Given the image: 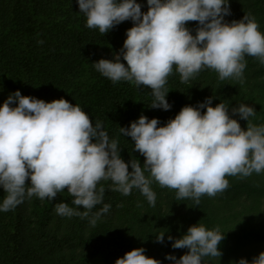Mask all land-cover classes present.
<instances>
[{
	"label": "clouds",
	"instance_id": "1",
	"mask_svg": "<svg viewBox=\"0 0 264 264\" xmlns=\"http://www.w3.org/2000/svg\"><path fill=\"white\" fill-rule=\"evenodd\" d=\"M88 28L108 33L123 21L126 29L122 47L111 59L100 58L93 67L113 83L134 82L148 86L151 108L169 110L167 79L175 69L188 82L205 68L219 79L243 81L245 54L264 64V33L248 13L239 20L231 15L230 0H147L142 11L138 0H77ZM195 21V34L187 22ZM126 61V63L122 62ZM214 96L181 107L174 118L161 124L159 118L141 114L129 126H120L123 136L134 141L140 160L121 156L117 139L110 138L102 122L93 123L78 104L61 97L46 102L35 96L10 93L0 104V188L4 191L0 211H9L33 196L53 200L67 189L70 203L55 204L60 216L89 217V222L108 213L105 188L129 195L135 188L150 205L156 204L153 180L161 187L176 189L177 199L215 196L228 187L226 176H250L264 172V124H253L255 109L240 103L229 107ZM206 109V111H202ZM247 121L242 128L239 120ZM131 168V171L129 170ZM149 175L146 176L145 172ZM81 206L83 211H81ZM224 238L218 228L196 223L179 237L167 236L173 249H187L179 258L166 253L169 264H203L207 256L221 257L218 245ZM165 233L155 237L163 243ZM114 264H163L146 255L143 247L127 251ZM234 264H264V251L251 260L241 257Z\"/></svg>",
	"mask_w": 264,
	"mask_h": 264
},
{
	"label": "trees",
	"instance_id": "2",
	"mask_svg": "<svg viewBox=\"0 0 264 264\" xmlns=\"http://www.w3.org/2000/svg\"><path fill=\"white\" fill-rule=\"evenodd\" d=\"M138 2L142 11H147V0ZM230 8L226 20H239L250 13L264 33V0H230ZM196 25L195 21L187 22L193 34ZM131 26L132 21H123L106 34L88 28L77 0H0V104L16 90L46 102L63 97L81 106L93 123L101 121L109 137L119 141L122 158L126 162L140 160L142 167L145 157L133 150L134 141L119 130L142 113L164 124L182 106H195L214 96L213 106L222 101L230 114L233 106L251 105L255 115L249 121L264 124V64L254 56L245 54L242 82L221 80L210 68L182 82L174 69L165 85L172 105L169 110L150 107L153 96L148 86L113 83L102 76L92 63L111 59ZM234 118L246 129V120ZM226 179V189L215 196H201L199 204L192 198L177 199L176 189L161 187L153 180L150 187L156 193L155 206L138 189L123 195L111 190V181L102 180L98 188H105L104 203H110L111 209L94 225L89 219L102 204L84 218L55 212L60 201L75 207L67 189L53 200L37 196L25 199L9 211H0V264H114L138 247L169 264L166 253L179 258L188 250L173 249L167 236L179 237L196 223L224 234L218 245L222 256L204 257L203 264H234L241 257L251 260L264 251V172ZM4 195L0 188V200ZM162 233L164 242H156L155 237Z\"/></svg>",
	"mask_w": 264,
	"mask_h": 264
},
{
	"label": "rangeland",
	"instance_id": "3",
	"mask_svg": "<svg viewBox=\"0 0 264 264\" xmlns=\"http://www.w3.org/2000/svg\"><path fill=\"white\" fill-rule=\"evenodd\" d=\"M143 115H145L144 113H142Z\"/></svg>",
	"mask_w": 264,
	"mask_h": 264
}]
</instances>
